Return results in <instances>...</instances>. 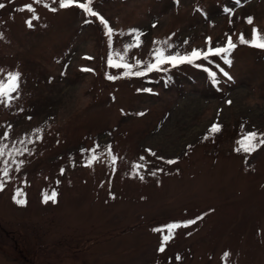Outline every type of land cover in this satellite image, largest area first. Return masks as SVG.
Masks as SVG:
<instances>
[{"label":"rangeland","instance_id":"obj_1","mask_svg":"<svg viewBox=\"0 0 264 264\" xmlns=\"http://www.w3.org/2000/svg\"><path fill=\"white\" fill-rule=\"evenodd\" d=\"M0 3V81L20 74L0 97V264H264V145L236 151L264 134V49L238 39L264 37V0H92L111 36L59 0ZM229 36L170 90L173 64L148 70Z\"/></svg>","mask_w":264,"mask_h":264},{"label":"snow or ice","instance_id":"obj_2","mask_svg":"<svg viewBox=\"0 0 264 264\" xmlns=\"http://www.w3.org/2000/svg\"><path fill=\"white\" fill-rule=\"evenodd\" d=\"M37 2H39V0H37ZM92 0H86V2H80V0H59V7L60 8H68V7H72V6H76L81 8L85 13L91 15V16H98V13H96L93 8H92ZM5 5L0 3V8H4ZM28 11H33L31 5H28ZM45 7H47V5H45ZM52 11H56L55 8L51 9ZM100 22L104 25V27L107 29V33L109 36L112 35V28L109 27L108 25V21L105 20L102 16H98ZM247 22L249 24L253 23V18L249 17L247 19ZM26 23H28V26L31 27V21H26ZM240 43H247L250 44V46L252 47H257V48H262L264 49V37L261 36L260 31L258 29H253V33H252V38L250 40H246L244 35L241 34L238 37ZM139 40V37L137 36V41ZM211 43V41L209 40V44ZM138 46V45H137ZM236 47V44L233 42L232 38L229 36L227 38L226 44L225 46L222 47H209L207 49L206 52L201 51V50H196L194 49L190 54L187 55H165L164 52L162 50H157L156 54H155V59H156V63L155 64H149L148 65V70L151 71L155 68H158L159 65L163 64V63H171L173 65L178 64V63H191L196 59H200V58H204L207 59V57L209 55H221V54H226L229 53L232 49H234ZM122 59V58H121ZM226 63H231V61L229 60H225ZM141 62L137 61V64H139ZM109 65L112 67H124L129 69V72L127 74H133L131 73V68L133 67L130 64H124V63H117L115 61H113L112 59L109 60ZM86 71H91V69H85ZM136 75H143L144 73L142 72H137L135 73ZM213 77L215 76V74H212ZM224 75H228L226 72L224 73ZM20 78V74L19 73H9L7 76V80L9 81L8 83H4L3 81H0V97H9L11 92H14L17 90L18 88V81ZM109 79H114L115 77H108ZM138 115H143V113H139ZM211 133H217L220 131V127L219 125H212V127L209 130ZM240 144V147L236 149V151H244L245 153H252L254 151L257 150L258 147L264 145V134L258 135L255 132H249L247 133L241 141L238 142ZM109 153H111V148L109 147ZM2 154V153H0ZM153 155H155L153 153ZM92 159H95V157H93ZM115 161V157H113V162ZM91 160L89 161V164H91ZM169 164L175 163L174 160H168L166 161ZM153 175H155V173H152ZM4 175L7 176L8 173L7 171L4 172ZM141 179H143V177H140ZM0 190H3V185H0ZM22 193L20 191H17L16 196H21ZM55 198H56V193L53 192L51 193V195L45 194L44 196V202H48L49 200H52L53 202H55ZM16 203L18 204H25L26 201L23 199H16ZM197 219H202V217H198ZM196 220H189L187 221L185 224H172V225H168L167 229L169 231V233L172 232V230L179 228V227H187L188 225L191 224H195ZM170 235H166L164 237V241L167 242L170 239ZM159 251H164V248L161 247L159 249ZM179 259V257H178Z\"/></svg>","mask_w":264,"mask_h":264},{"label":"trees","instance_id":"obj_3","mask_svg":"<svg viewBox=\"0 0 264 264\" xmlns=\"http://www.w3.org/2000/svg\"><path fill=\"white\" fill-rule=\"evenodd\" d=\"M191 64V63H190ZM185 65L187 66L188 64H187V62L185 63ZM179 68V66H177V65H172V67H170V68H166V69H164V70H161V72L163 71V74L166 72V78H165V82H164V84L163 85H165V89L166 90H170L171 89V86H175V85H181V83L180 82H182V81H184L182 78L181 79H179V77L178 76H172L171 75V72H173L174 70H177ZM208 70V69H207ZM221 73H225L226 71L221 67ZM153 71H155V69H153L152 71H150L151 73L153 72ZM142 72V71H141ZM150 72H148L147 71V74H149ZM156 72V71H155ZM160 72V73H161ZM150 73V74H151Z\"/></svg>","mask_w":264,"mask_h":264}]
</instances>
